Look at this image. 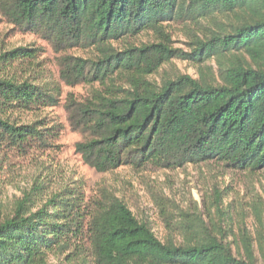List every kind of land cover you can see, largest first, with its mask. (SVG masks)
<instances>
[{
	"label": "trees",
	"instance_id": "16d2710c",
	"mask_svg": "<svg viewBox=\"0 0 264 264\" xmlns=\"http://www.w3.org/2000/svg\"><path fill=\"white\" fill-rule=\"evenodd\" d=\"M0 12L13 25L40 34L56 52L82 47L100 53L95 60L60 59L67 85L100 83L92 99L70 98L66 104L72 130L83 136L75 151L98 173L211 161L264 170V0H0ZM221 15L237 21L197 41L193 59L217 57L221 82L181 75L154 86L147 77L175 50L159 43L118 51L111 44L147 30L161 34L169 21ZM51 92L28 81L0 79V140L18 148L46 146L36 124L13 123L7 114L54 105ZM36 191L0 220V264H47L54 251H72L67 264H89V256L95 264H256L252 243L245 241V257L239 259L216 226L187 223L179 243L163 242L114 196L87 201L77 188L37 206ZM221 197L214 187L215 205Z\"/></svg>",
	"mask_w": 264,
	"mask_h": 264
},
{
	"label": "rangeland",
	"instance_id": "374dc122",
	"mask_svg": "<svg viewBox=\"0 0 264 264\" xmlns=\"http://www.w3.org/2000/svg\"><path fill=\"white\" fill-rule=\"evenodd\" d=\"M236 21L234 16L222 15L200 20L185 17L163 24L161 34L147 30L111 44L118 51L159 43L175 50L169 62L147 77L154 86L160 87L181 75L221 82L217 57L201 63L193 60L197 58L196 42L207 41L221 26L228 27ZM19 48L27 51L2 58L3 54ZM64 55L95 60L100 53L95 48L82 47L56 52L40 34L13 25L0 12V79L28 81L52 90L50 95L56 96L54 105L7 114L13 123L36 124L47 145L32 143L18 148L0 140V220L12 215L17 201L33 189H37L33 201L42 206L63 190L80 188L87 201L105 200L110 195L120 199L163 242L174 239L179 243L187 223L204 224L211 229L216 226L237 258L245 257L246 241L252 243L256 264H264V170L229 168L211 161L176 169L154 164L127 165L109 173H98L75 151L83 136L72 130L66 104L70 98L78 102L92 99L94 91L101 90V86L100 83L76 86L64 83L60 78V59ZM185 55L190 57L186 59ZM214 187L222 195L219 205L214 204ZM70 253H49L47 264H67L66 256ZM87 260L95 264L91 256Z\"/></svg>",
	"mask_w": 264,
	"mask_h": 264
}]
</instances>
